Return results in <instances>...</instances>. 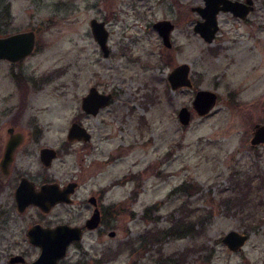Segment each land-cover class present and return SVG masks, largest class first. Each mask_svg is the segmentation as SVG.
Here are the masks:
<instances>
[{
	"label": "rangeland",
	"instance_id": "rangeland-1",
	"mask_svg": "<svg viewBox=\"0 0 264 264\" xmlns=\"http://www.w3.org/2000/svg\"><path fill=\"white\" fill-rule=\"evenodd\" d=\"M181 1L178 16L172 0H0V35H36L28 56L0 59V120L18 104L14 77L34 80L22 121L46 123L49 142L60 147L79 120L91 142L85 149L72 143L67 164L81 181L104 186L106 202H121L97 247L89 236L88 252L73 248L65 263L264 264V198L253 194L240 213L224 204L236 181L264 175V145L249 143L253 125L264 123V0L249 16L253 26L220 14L211 44L192 30L196 14L188 6L202 0ZM148 3L154 4L144 15ZM163 16L179 18L171 49L141 27ZM91 18L106 22L107 56L93 38ZM181 62L190 65L193 86L172 90L167 74ZM90 86L112 94L96 115L81 109ZM197 88L218 95L204 116L191 107ZM180 106L191 111L188 125L178 121ZM182 184L187 191L172 192ZM184 215L193 220L189 234L153 240ZM230 229L249 235L238 251L221 242Z\"/></svg>",
	"mask_w": 264,
	"mask_h": 264
},
{
	"label": "flooded vegetation",
	"instance_id": "flooded-vegetation-1",
	"mask_svg": "<svg viewBox=\"0 0 264 264\" xmlns=\"http://www.w3.org/2000/svg\"><path fill=\"white\" fill-rule=\"evenodd\" d=\"M162 1L159 0V2ZM228 1L238 2L240 4L239 8L242 11L250 9L242 17L235 16L231 11L219 9L216 13L217 30L211 42H206L199 33L194 31V25L203 21L202 16L196 8L203 7L205 4L204 0L198 4H190L188 6L191 12L196 14V17L192 21V30L204 42L211 44L217 39L221 29L219 22L220 14H229L240 23L250 26L254 25L255 21L251 20L249 16L260 7L261 0ZM182 4L181 0H172L169 6L172 10L175 7L178 14ZM152 5L148 3L147 8L143 9L141 13L147 15L148 11L151 10L149 7H153ZM219 6H222V3ZM176 17L163 16L150 20L147 25H141V27L146 28L147 32L155 33L162 45L166 49H171L173 47V33L177 29L176 20L178 17ZM257 18H260V16L257 15ZM160 20H168L169 25H171L168 31L169 46L165 45L159 33L160 29L154 26V23ZM104 23L106 26L105 21ZM164 31L166 30L164 29ZM14 81L15 89L19 93L17 107L11 112L8 120H0V264H27L39 256L41 251L40 245L32 243L29 239L31 229H36V236L38 234L41 239L57 238L58 240H64L66 235L63 232L59 234L55 233L52 236L51 234H46V232L57 227L64 229L76 227L78 228L80 238L72 240L66 245L64 256L56 263L70 264L65 263V260L73 248L75 250H82L83 253L88 252L87 249L83 248V242L89 236H93L90 243L91 247H97L105 232V221L109 225L113 224L117 218V208L121 206V202H106L105 193L107 189L104 186L95 188L94 181L92 180L81 181L79 178L80 173L74 174L72 168L66 162L64 156L70 153L72 143H80L84 149L88 147L92 137L91 131L83 126L79 120L72 121L71 124L75 122L83 126L90 134V139L86 141L68 140L67 134L70 124L65 133V140H61L60 142V147L52 145L47 138V134L50 131L47 129L49 127L46 126V123L44 124L38 120L22 121L30 88L33 85H37L34 84V80L25 79V77L19 79L15 76ZM30 84L31 86L29 87ZM86 94L81 97L80 104ZM110 95L112 96L111 93ZM84 114L96 115L86 112ZM258 145L260 144L251 146L255 147ZM43 148L52 149L55 152L54 155L51 156L47 153L42 155L41 151ZM87 185L94 188L85 191L82 187H86ZM33 192L39 196L41 205L28 202L27 199H29L30 194ZM84 192L86 193L84 194ZM92 216L94 217V223L88 222ZM110 231L114 230H109L107 233L109 234ZM100 261V259H95L94 263L99 264Z\"/></svg>",
	"mask_w": 264,
	"mask_h": 264
},
{
	"label": "water",
	"instance_id": "water-1",
	"mask_svg": "<svg viewBox=\"0 0 264 264\" xmlns=\"http://www.w3.org/2000/svg\"><path fill=\"white\" fill-rule=\"evenodd\" d=\"M205 4L201 8H196L203 18V21L194 25V31L199 33L206 42H211L214 33L217 30L216 13L219 9L225 11H231L235 16H244L250 9L242 11L239 8V3L236 1L228 0H204ZM222 3V6L219 4ZM245 9V8H244ZM242 11V12H241ZM168 20H160L154 23V26L160 29V35L166 46H169V25ZM89 26L93 38L98 43L104 56L108 55L107 37L108 30L104 21L96 18L89 20ZM164 29L166 31H164ZM35 44V35L31 30L19 31L8 35H0V59H5L11 62L18 61L28 56ZM167 81L172 90L179 88L192 87V80L190 77V65L187 62H181L171 68L167 74ZM110 93H100L94 86L90 87L88 93L82 98L81 109L86 113L96 114L99 108L106 106L110 101ZM218 95L217 93L208 88H197L194 92L191 107L192 110L198 116H204L208 114L216 104ZM177 118L181 125L185 126L190 123L191 111L187 106H180L177 111ZM68 140H89L90 134L86 129L78 123H72L68 129ZM250 144L252 146L257 144H264V123H256L252 128ZM42 155L47 153L54 155L52 149L43 148ZM28 202L41 205V201L37 193L30 194ZM88 222L94 223V217L92 216ZM64 233L66 238L58 240L53 239H41L38 234L36 236V229H31L29 233V239L32 243L38 244L41 247L39 256L30 263L27 264H56L57 261L64 256L66 245L72 240H78L80 234L78 228L57 227L46 234L54 235L55 233ZM110 236L114 235V231H110ZM249 235L246 232L236 229H230L223 234L221 242L231 251H238L247 241Z\"/></svg>",
	"mask_w": 264,
	"mask_h": 264
},
{
	"label": "trees",
	"instance_id": "trees-1",
	"mask_svg": "<svg viewBox=\"0 0 264 264\" xmlns=\"http://www.w3.org/2000/svg\"><path fill=\"white\" fill-rule=\"evenodd\" d=\"M7 9V8H6ZM8 10V9H7ZM22 78V77H21ZM19 78V79H21ZM256 178V180H255ZM255 184V185H254ZM187 184H182L172 190V192L188 190ZM264 175L257 174V177L248 176L239 179L232 186L231 194L224 200V204L227 205L228 211H235L234 213L243 212V210L252 204L253 194L259 195L264 198ZM156 209V206H152ZM156 207V208H155ZM151 209V208H150ZM146 209L145 211H147ZM174 224L165 230H158L156 234L151 237L153 240L158 238V235L174 236V237H184L189 234L193 229V220H191L188 215L180 217V219H175ZM161 237V236H160ZM147 242L145 241L142 248H146Z\"/></svg>",
	"mask_w": 264,
	"mask_h": 264
}]
</instances>
